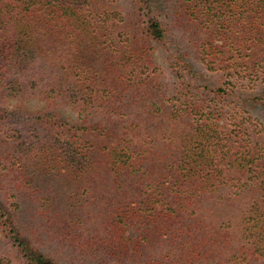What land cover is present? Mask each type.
<instances>
[{
  "label": "trees",
  "instance_id": "16d2710c",
  "mask_svg": "<svg viewBox=\"0 0 264 264\" xmlns=\"http://www.w3.org/2000/svg\"><path fill=\"white\" fill-rule=\"evenodd\" d=\"M8 100L39 102L0 109V232L19 263L264 256V0H0ZM59 176L115 196L100 232L25 220L19 200L39 208L31 191Z\"/></svg>",
  "mask_w": 264,
  "mask_h": 264
},
{
  "label": "rangeland",
  "instance_id": "374dc122",
  "mask_svg": "<svg viewBox=\"0 0 264 264\" xmlns=\"http://www.w3.org/2000/svg\"><path fill=\"white\" fill-rule=\"evenodd\" d=\"M153 47L154 61L159 67V71H162L165 81L169 82L170 72L167 69L166 63H164L165 53L163 48L161 44L155 43L153 44ZM213 79H216V77ZM38 103L39 102H37V100L30 102L25 101L22 103L20 101L8 100L3 104L0 102V109L6 108L11 110L16 105L33 109V107L35 108ZM59 110L65 117L69 118L71 116V119H74L72 117L75 115L74 112L68 108L64 107ZM258 115L264 120L263 112H259ZM41 184L38 183L37 186H35L31 191L33 194L37 193L35 196L37 197L36 203L39 208L33 209L34 206L30 205V200L26 197H22L21 200H19L21 205H25V207L21 208L24 211L23 216L25 217V220H27V217L33 213L35 215L36 221L39 222V225H42L45 220L51 217L52 219H56L57 224L60 225L67 223L68 220L73 222L82 221L84 227L85 224H87V227H89H86L89 232L90 229L91 233H93L92 231L100 232L102 228L101 224L104 218L107 216L108 208L110 207L108 198L111 197L113 200H116L115 196L104 193L106 191L101 186H96L94 188L87 186L85 187L70 181L69 178L65 179L61 176L57 178L55 177L54 179H48L43 181ZM217 207V209H219V215L224 216L226 214H230V207ZM86 228L83 230V232L86 230ZM141 230V227L138 225L131 226L127 232V235L135 237L141 232ZM44 251L47 250L44 249ZM51 252L54 253L53 250H51ZM15 254V251L10 245H8L3 234L0 232V261L3 259L2 263L4 264L7 263V260L9 261V264H21L15 257ZM209 258H211L209 263L205 262L200 264H230V253L221 249L215 250L214 254L209 256ZM238 264H264V256L259 257V259L248 260L247 262H240Z\"/></svg>",
  "mask_w": 264,
  "mask_h": 264
}]
</instances>
